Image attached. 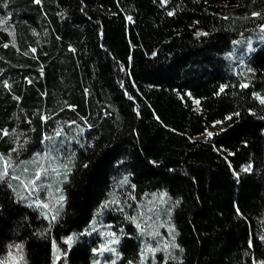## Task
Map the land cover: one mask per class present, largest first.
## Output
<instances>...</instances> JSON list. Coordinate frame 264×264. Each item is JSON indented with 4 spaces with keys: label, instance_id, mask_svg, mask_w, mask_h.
Wrapping results in <instances>:
<instances>
[{
    "label": "trees",
    "instance_id": "16d2710c",
    "mask_svg": "<svg viewBox=\"0 0 264 264\" xmlns=\"http://www.w3.org/2000/svg\"><path fill=\"white\" fill-rule=\"evenodd\" d=\"M263 24L264 0H0V155L33 180L45 137L86 128L55 221L19 198V177L0 181V262L23 245L24 264H52L53 242L95 214L121 226L123 264L144 244L154 264L264 262V45L236 73L224 62ZM95 240L69 263L93 264Z\"/></svg>",
    "mask_w": 264,
    "mask_h": 264
},
{
    "label": "rangeland",
    "instance_id": "374dc122",
    "mask_svg": "<svg viewBox=\"0 0 264 264\" xmlns=\"http://www.w3.org/2000/svg\"><path fill=\"white\" fill-rule=\"evenodd\" d=\"M257 45H264V24L259 26L258 28L249 31L246 35H242L240 38L234 40L232 47L224 54V62H226L228 66L229 73H236L233 71L231 66L234 68L243 67V62H245V57L249 54L252 50H255ZM238 65H235L237 64ZM261 98H264V96ZM218 127V123L214 124L202 137H207L208 133H213L215 129ZM66 128V127H65ZM85 127H77V125H70L69 128L64 129L62 139L58 136L57 133L48 135L44 138V148L37 152L38 160L35 161L33 165L34 173L41 172V179L37 181L36 187L33 188L29 185L28 188H25V184H28L31 181L30 172H28L29 162H25L23 164H27L24 167V170H19L20 164L14 158H10L6 156L7 160L10 162V167L8 169L9 175L4 178L7 181H12L16 177H19L20 180L15 182H8L13 185L14 189L17 192V195L21 200H24L26 204L33 206L37 209L40 214L45 218L47 221H52V216L55 215L56 218L61 216L63 211L66 207V194L65 192V184L69 179V173L71 171V167L73 165V157L70 155L69 148H75V143H79L81 135L85 133ZM63 130V129H62ZM249 166V165H248ZM247 166V167H248ZM252 169V165H250ZM246 167V168H247ZM17 173H15V170ZM3 170V163L0 162V171ZM47 170V171H45ZM36 175V174H35ZM35 178V177H34ZM2 181V180H0ZM22 182V183H21ZM34 197H39V199H35ZM63 197V200H61ZM168 193L166 191L155 192L152 194L151 199H149V203H155V206L158 205L161 207L160 211H163L165 205L168 201ZM37 202L41 204H47L49 207L44 208L42 206H37ZM142 215L144 212L138 211ZM100 215V214H99ZM56 220V219H55ZM53 220V221H55ZM164 220L159 223V230H157L156 234L159 237L163 236L159 240L160 247L165 248V252L170 250L171 246L173 245L172 238L169 237V232L171 229V222L166 221L163 225ZM136 224L139 223L138 221L135 222ZM163 225V231L161 233L160 228ZM115 223H109L105 220V217L98 216V214L93 215V218L89 225L81 231H76L72 233L71 236L73 239L69 243H65L67 237H65L64 242L67 245V248L54 241L53 243V263L52 264H70L68 259V254L71 248L77 243V241L83 240V238H87L91 241L94 237L97 238V243L99 247L95 249H100L102 245H108L109 242L113 239H118L119 243L111 244L110 246L116 249V253L104 251L102 254L99 252H95L94 254V261L93 264H112V261L115 260L116 264H123L121 261V254L119 253L120 245L122 243V228L121 226L115 227ZM137 227V226H135ZM118 229L120 231H118ZM112 234H115L114 236ZM99 238V240H98ZM152 242V241H151ZM156 242V241H155ZM167 245V247H165ZM144 249L146 248H153L156 249L158 244L154 245H146L144 244ZM143 249V250H144ZM142 250V251H143ZM141 251V252H142ZM12 253L7 258L3 260V264H24V252L23 250L11 249ZM160 251H156L155 253H147L146 259L144 264H151L152 260H158V255ZM117 253L119 254V259H117ZM23 257V259H21ZM59 258V259H57ZM156 262H153L154 264ZM125 264H129L125 263ZM131 264H141V255H138L137 259Z\"/></svg>",
    "mask_w": 264,
    "mask_h": 264
},
{
    "label": "snow or ice",
    "instance_id": "6c2138e0",
    "mask_svg": "<svg viewBox=\"0 0 264 264\" xmlns=\"http://www.w3.org/2000/svg\"><path fill=\"white\" fill-rule=\"evenodd\" d=\"M37 2H39V0H37ZM161 2H162L163 4H166V3H167V0H161ZM168 14H169V15H172L173 13H172V12H169ZM253 15H258V14H257V13H254ZM128 19L130 20L131 17H129ZM33 51H34V50H33ZM246 86H247V85H242V87H246ZM224 87H225V86H221V89H220L221 92H223ZM258 99H260V102H261L262 104H264V98L258 97ZM195 103H196L197 105H199L200 101L197 100V101H195ZM237 115H238V114H237ZM228 119H231V117H228ZM217 123H220V122H217ZM2 134H3V135H8V131H7V130H3V133H2ZM58 134H59V133H58ZM211 135H213V134H212L211 132H209V133H208V136H211ZM13 151H16V149H13ZM0 162L3 163V170L0 171V180H3L5 177H7V176L9 175V171H8V169H9V167H10L11 165H10L9 160L5 159L2 155H0ZM250 168H251V166L249 165L247 168L244 169V171H249ZM45 171H47V170H45ZM41 175H42L41 172H37L36 175H35V178H34L33 180L29 181L28 184H25V188H28L29 185H31L33 188H35V187H36V184H37V181H39V180L41 179ZM17 179H18V177H17ZM61 200H63V197H61ZM37 206H38V207H39V206H42V207H44V208L49 207L47 204H41L40 202H37ZM55 219H56V216L53 215V216H52V220H55ZM128 219H130V220H131L132 222H134V223H135V221H136V218H135V217H128ZM136 226H137V228H140V224H139V223H137ZM112 235L114 236L115 234H112ZM72 239H73V238H72L71 236L67 237L66 240H65V243H69V242H71ZM117 243H119V240H118V239H113V240H111V241L109 242L108 245H102L100 249H95L94 251L99 252V253H101V254H102L104 251L112 252V253H116V249L113 248V247H111L110 245H111V244H117ZM165 247H167V245H165ZM15 248H16L18 251H19V250H22L23 245H16ZM156 251H160V249H159V248H156V249H153V248H146V249H144V250L141 252V264H144V261H145V259H146V254H147V253H149V252H150V253H155ZM11 255H12V253L9 252V256H11ZM21 259H23V257H21ZM57 259H59V258H57ZM117 259H119V254H118V253H117ZM0 264H3V262H0ZM112 264H116V261L113 260V261H112ZM129 264H131V262H129ZM261 264H264V262H261Z\"/></svg>",
    "mask_w": 264,
    "mask_h": 264
}]
</instances>
